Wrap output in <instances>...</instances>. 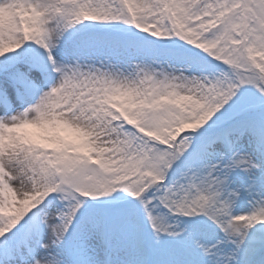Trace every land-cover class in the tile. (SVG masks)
Returning a JSON list of instances; mask_svg holds the SVG:
<instances>
[{
  "label": "snow or ice",
  "instance_id": "obj_1",
  "mask_svg": "<svg viewBox=\"0 0 264 264\" xmlns=\"http://www.w3.org/2000/svg\"><path fill=\"white\" fill-rule=\"evenodd\" d=\"M0 264H264V0H0Z\"/></svg>",
  "mask_w": 264,
  "mask_h": 264
}]
</instances>
